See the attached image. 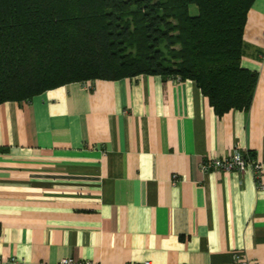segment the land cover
<instances>
[{"label":"crops","instance_id":"crops-1","mask_svg":"<svg viewBox=\"0 0 264 264\" xmlns=\"http://www.w3.org/2000/svg\"><path fill=\"white\" fill-rule=\"evenodd\" d=\"M240 63L257 74L247 110L150 74L1 103L0 264H264V187L198 167L235 147L264 162V0Z\"/></svg>","mask_w":264,"mask_h":264},{"label":"trees","instance_id":"trees-1","mask_svg":"<svg viewBox=\"0 0 264 264\" xmlns=\"http://www.w3.org/2000/svg\"><path fill=\"white\" fill-rule=\"evenodd\" d=\"M252 2L0 0V104L150 74L193 81L217 114L247 110L257 74L240 61Z\"/></svg>","mask_w":264,"mask_h":264},{"label":"built area","instance_id":"built-area-1","mask_svg":"<svg viewBox=\"0 0 264 264\" xmlns=\"http://www.w3.org/2000/svg\"><path fill=\"white\" fill-rule=\"evenodd\" d=\"M179 79V78H177ZM198 167L201 172H210L212 170L220 172H236L238 174L244 173L246 169H251L253 172L254 178L257 182L258 187H264V184L261 182L262 173H264V162L257 160L249 152L239 150L238 147L233 148V150L227 156L223 157H203L199 163ZM178 177L176 174L172 176V182H176ZM12 264H20L21 260H18L15 257H11L8 260ZM61 264H91L89 261H80L73 258L67 257L60 260ZM139 264H151L150 261H144ZM246 264V262H243Z\"/></svg>","mask_w":264,"mask_h":264},{"label":"rangeland","instance_id":"rangeland-1","mask_svg":"<svg viewBox=\"0 0 264 264\" xmlns=\"http://www.w3.org/2000/svg\"><path fill=\"white\" fill-rule=\"evenodd\" d=\"M192 7H193V5H191ZM191 13V12H190ZM195 13H197V8H196V11H195Z\"/></svg>","mask_w":264,"mask_h":264}]
</instances>
